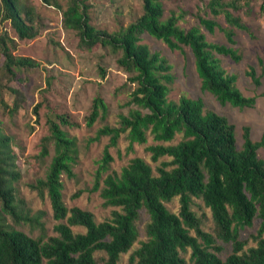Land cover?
Returning a JSON list of instances; mask_svg holds the SVG:
<instances>
[{"label": "trees", "instance_id": "16d2710c", "mask_svg": "<svg viewBox=\"0 0 264 264\" xmlns=\"http://www.w3.org/2000/svg\"><path fill=\"white\" fill-rule=\"evenodd\" d=\"M67 1L64 9L61 0H43L64 9V25L77 31L82 47L103 46L121 52L118 62L136 83L129 101L136 107L120 113L118 125L105 124L92 138L109 137L92 190L100 191L105 205L114 209L109 218L98 221L92 211L66 204L63 175H74L78 147L76 138L63 126H79V122L68 111L56 113L48 120L51 134L44 138L41 150L42 156L48 155L47 143L52 141L55 153L45 177L31 185L51 202L55 225L54 233L49 234L42 214L32 215L18 197V156L12 136L0 123V264H121L127 253L129 264H264V158L259 155L264 135L255 141L250 127L245 126L240 146L235 124L226 115L207 109L202 98L182 95L170 99L173 66L142 41V35L149 33L172 49L189 46L204 90L222 104L254 107L257 97L244 95L236 84L237 76L228 73L214 54L238 61L241 55L237 49L210 42L201 28L213 33L220 27L229 42L236 44L235 31L221 27L216 17L224 14L229 23L248 30L231 10L243 7L240 0H209L213 17L199 15V24L189 29L179 24L185 12L173 11L165 17L162 0H144L143 13L116 31L94 23L89 0ZM261 8L264 12V4ZM0 19L10 22L20 40L36 38L43 27L42 15L28 0H0ZM12 40L7 34L0 38V55L5 57L2 68L10 79L16 77L17 68L37 65L30 57L15 56ZM248 74L260 84L254 69ZM6 86L0 84V102L13 114L19 107V90L10 88L16 95L15 105L10 107L3 99ZM44 106L43 101L35 106L37 116ZM107 114L108 105L99 95L87 124L92 126ZM150 134L156 143L148 150L152 160L160 162L156 169L138 156L120 172H109L114 160L111 148L118 146L123 136L132 150L135 143H147ZM176 198L180 201L178 212L167 205ZM198 199L210 210L211 225L207 212L195 209ZM143 210L149 219L146 238L141 240L138 222ZM256 220L260 224L251 245L241 235ZM23 222L38 227L40 234L25 231L20 227ZM225 244L231 245V252L222 257Z\"/></svg>", "mask_w": 264, "mask_h": 264}, {"label": "rangeland", "instance_id": "374dc122", "mask_svg": "<svg viewBox=\"0 0 264 264\" xmlns=\"http://www.w3.org/2000/svg\"><path fill=\"white\" fill-rule=\"evenodd\" d=\"M36 6L43 17L41 33L34 39L20 40L8 21L0 19V38L7 34L10 36V48L17 57H30L37 65L34 67L17 68L16 77L11 78L3 72L5 57L0 55V84L7 86L3 91V99L14 107L16 95L10 88L19 90V107L15 113L5 109L0 102V123L4 131L13 138V148L17 153V163L21 173L16 182L18 197L24 201V206L31 210L32 215L42 214V221L49 234L54 233L55 220L53 209L48 197H41L32 184L45 177L47 167L55 153L54 143L49 141L48 155L42 156L44 138L50 135L48 120L56 113L68 111L79 126H63L71 136L76 138L78 153L73 164L74 175H63L64 200L68 207L79 206L94 213L98 221L111 216L114 209L106 206L100 191H93L97 172L104 148L109 137L92 140L99 128L105 124L118 125L120 113H128L129 109L136 107L129 105L131 94L136 83L130 80L131 74L122 67L118 59L121 52L110 48L97 46L87 49L80 45V37L76 30L68 29L64 25V9L68 6L67 0H61L64 9L47 5L43 0H28ZM92 4L91 14L94 23L116 31L122 25H129L143 13L144 0H89ZM165 17L173 11L178 14L185 12L179 20L184 29L199 24V15L211 18L213 14L208 7L209 0H162ZM243 7L240 10L231 9L235 15L240 16L249 27L248 30L238 28L229 23L224 14L216 17L223 28L235 31L236 44H231L220 27L211 33L202 26L210 42L226 44L237 49L241 55L240 60L215 52L222 66L230 74L237 76V86L246 96H256L254 107H236L230 103L222 104L217 97L202 88V81L196 68L195 57L189 46L181 49H172L168 44L149 33L142 35L143 43L153 51H159L172 64L175 81L172 84L170 99L178 100L182 95L192 98H202L207 109L215 110L226 115L235 124L238 143H244V127L249 126L253 140H261L264 135V12L261 6L264 0H240ZM255 70L256 77L260 79L257 84L248 71ZM102 96L108 105L106 117H99L89 126L87 117L91 112L94 99ZM41 101L46 106L40 109V116L35 114L34 108ZM181 139L178 136L177 141ZM156 143L153 136L145 144L135 143L129 149V140L123 136L118 146L111 148L114 157L109 172H120L135 157H143L156 169L158 164L151 158L148 146ZM259 155L264 158V147L259 149ZM163 159V158H162ZM81 192L78 197H73ZM199 205L195 209L209 216L208 225L212 224L211 212L198 199ZM168 207L178 212L180 201L178 198L167 203ZM149 219L146 211H142L139 220L140 239H145V224ZM12 221V220H11ZM260 220H256L253 227L242 231V238L255 244L252 234L257 232ZM34 236L40 234V229L32 227L30 222H23L20 226ZM35 229V230H33ZM138 244V243H137ZM221 252L226 257L231 252V245L225 244ZM121 264H129V253L124 254Z\"/></svg>", "mask_w": 264, "mask_h": 264}]
</instances>
